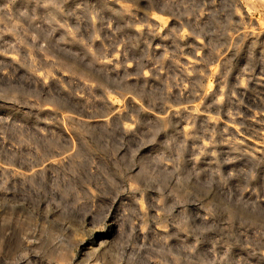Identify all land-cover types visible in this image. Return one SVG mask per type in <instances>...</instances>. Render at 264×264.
<instances>
[{
  "label": "rangeland",
  "instance_id": "rangeland-1",
  "mask_svg": "<svg viewBox=\"0 0 264 264\" xmlns=\"http://www.w3.org/2000/svg\"><path fill=\"white\" fill-rule=\"evenodd\" d=\"M0 264H264V0H0Z\"/></svg>",
  "mask_w": 264,
  "mask_h": 264
},
{
  "label": "bare ground",
  "instance_id": "bare-ground-1",
  "mask_svg": "<svg viewBox=\"0 0 264 264\" xmlns=\"http://www.w3.org/2000/svg\"><path fill=\"white\" fill-rule=\"evenodd\" d=\"M48 109V108H47ZM105 121L104 120H100V123L101 124H103ZM97 124H98V122H97ZM81 245H82V243H81ZM83 246H84V244H83Z\"/></svg>",
  "mask_w": 264,
  "mask_h": 264
}]
</instances>
